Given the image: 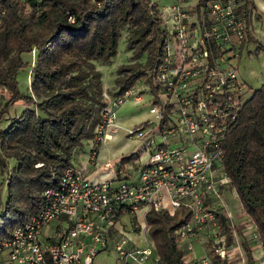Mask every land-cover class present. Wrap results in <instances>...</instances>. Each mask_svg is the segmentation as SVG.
<instances>
[{
    "label": "built area",
    "instance_id": "built-area-1",
    "mask_svg": "<svg viewBox=\"0 0 264 264\" xmlns=\"http://www.w3.org/2000/svg\"><path fill=\"white\" fill-rule=\"evenodd\" d=\"M240 5V0H208L198 10L178 4L157 8L163 51L146 86L149 116L125 130L138 142L137 179H120L126 167L105 162L101 170L113 179L91 181L70 161L57 183L43 189L37 212L0 239V264H98L97 255L108 250L115 253L116 264H158L146 237L150 209L170 215L187 210L190 216L178 228V241L191 250V240L208 225L211 251L226 258L216 214L225 207L222 190L231 186L222 144L246 100L236 72L248 34ZM102 99L93 144L108 127L116 131L119 106L142 100L133 87L120 95L103 93ZM122 216L129 218L134 239L122 226ZM52 220H57L53 231L43 235ZM138 236L144 246L138 245ZM189 263L213 264V259L203 254Z\"/></svg>",
    "mask_w": 264,
    "mask_h": 264
},
{
    "label": "trees",
    "instance_id": "trees-1",
    "mask_svg": "<svg viewBox=\"0 0 264 264\" xmlns=\"http://www.w3.org/2000/svg\"><path fill=\"white\" fill-rule=\"evenodd\" d=\"M206 1L196 0L194 10ZM249 4H243L246 27ZM0 10V87L11 94L0 109V122L10 103L21 100L28 105L0 128V174L7 173L2 179L6 197L0 213L1 239L37 212L43 189L57 183L82 139L93 137L103 106L95 63H108L115 56L122 28H132L128 49H138L137 54L147 50L148 71H139L138 64L120 66L117 95L145 75L150 79V70L161 60L163 31L157 4L151 0H0ZM31 53L30 93H23L17 74L27 66L24 55ZM222 149L224 171L264 247V80L240 107ZM177 213L150 209L145 214L158 264H185L177 231L190 213L181 209L182 219ZM216 215L219 232L229 243L226 217ZM244 249L247 263L253 264L249 248ZM216 259V264H228Z\"/></svg>",
    "mask_w": 264,
    "mask_h": 264
},
{
    "label": "rangeland",
    "instance_id": "rangeland-1",
    "mask_svg": "<svg viewBox=\"0 0 264 264\" xmlns=\"http://www.w3.org/2000/svg\"><path fill=\"white\" fill-rule=\"evenodd\" d=\"M152 2H155L157 4V8L162 6H167L170 4H178L182 7H185L188 10H194L193 6L196 3V0H151ZM258 7H261L262 4L264 5V0H255ZM260 2L262 4H260ZM97 6L99 5L98 2ZM251 3L255 5L252 1ZM28 10L27 8H25ZM264 12V11H263ZM250 13V12H249ZM253 16V15H252ZM250 18V16H249ZM260 16H254L253 19L250 20L251 28L249 29V39L243 42L240 48V55L238 58V67H237V76L238 79L241 80L244 84V94L243 98L247 99L253 91L258 88L261 83L264 80V72H263V66H264V44L261 43L260 35L258 32L261 30H264V13H263V21L259 19ZM132 34V28L124 26L121 30V36L117 42V51L115 56L112 58L110 63L108 64H100L95 63L96 70H98L101 73L102 79V89L104 88L108 94H111L113 90L117 87V84L115 83V78L117 77V70L120 66L125 65H135L138 64L139 71H145L148 69V67H145L144 63L147 56V50L142 51V53H138V49H128L127 47V39ZM261 43V44H260ZM32 55L33 53L29 55H24V60H26L27 66L23 69H20L17 74V81H18V87L19 90L23 93H30L29 89V77L30 70H31V63H32ZM148 71V70H147ZM146 86L150 87V79L147 75L144 77H141L133 86V88L141 94L142 100L139 102H135L134 100H128L125 102L121 107L119 108L117 112V120L119 123V131H118V141L115 143V145H123L124 148L122 149V153H125L126 151H129L134 146H132V142H136V140L133 137H128L126 133H124V125H121V121H124L126 123H133L130 125V127H134L138 125L142 121L134 122L137 119V116H143L147 113L149 106H150V93L146 91L148 89ZM143 90V91H142ZM10 92L7 89H4L0 87V109L4 106L5 102H8L10 99ZM17 102V103H16ZM10 103L6 110L7 112L4 113L3 117V123L7 122L11 119V117L15 116L16 113L19 110L20 104L23 106V101H16ZM25 103V102H24ZM28 106V105H27ZM136 117V118H132ZM99 119V117H98ZM2 123V124H3ZM122 127V129H121ZM110 132V131H109ZM112 133V132H111ZM115 135V132L112 133ZM97 144L99 141H95ZM96 143L93 146V148L96 147ZM84 144H89V142H84ZM130 155V154H129ZM128 156V155H127ZM11 164V163H9ZM3 177H2V176ZM7 173L1 172L0 174V213L3 210L5 197H6V189H5V183L3 180L6 178ZM136 177V176H135ZM3 179V180H2ZM134 177H130L127 179V181H132ZM116 183V182H114ZM225 198L230 200L231 205L237 210L242 212L240 216L236 215V218L238 221H235L230 226V234H231V243H227V240L225 239L226 248L228 252L231 255H234L233 262L234 264H245V257H244V250L242 248V241L247 240V242H252L253 240L257 239V233L255 230V227L252 225L251 220L249 217L245 216L243 211L241 210V204L238 200L237 193L235 189L233 188L232 184L228 188V192L225 194ZM222 211H219V214ZM227 214V212L225 213ZM237 214V212H236ZM223 215V214H222ZM178 219L183 218V214H181V209L178 210L177 213ZM63 217H61L62 219ZM242 218V219H241ZM138 220L141 222L143 220L142 217L138 216ZM229 220V218H228ZM57 220L50 221L46 226L42 229V234L46 235L47 233H51L57 224ZM120 222L122 226L125 228V230L129 233L128 236L131 239H134V231L131 229V223L129 222V218L127 216H122L120 219ZM200 235L203 237L204 242L198 243L197 240L193 241V244L191 242V250H189L186 247V244L183 243V241H178V246L183 250V252L190 253L193 250L194 260L195 258H199L203 254L210 255V257L213 259V264H216L217 257L214 255L213 251H211L212 242L209 238V226H203L201 228ZM147 239L150 243V236L147 234ZM138 245L144 246V239L142 236H138ZM243 255V256H242ZM192 256V255H191ZM95 262L98 264H116L115 262V253L112 250L108 251H101L97 257L95 258Z\"/></svg>",
    "mask_w": 264,
    "mask_h": 264
},
{
    "label": "crops",
    "instance_id": "crops-1",
    "mask_svg": "<svg viewBox=\"0 0 264 264\" xmlns=\"http://www.w3.org/2000/svg\"><path fill=\"white\" fill-rule=\"evenodd\" d=\"M251 1L255 5H253L251 3ZM244 2H245V0H240V4H241L240 9H242V11H243ZM249 2H250V4H249L248 8H249V12H250L249 13L250 20L253 19L254 16L259 15L260 16L259 19L262 22L263 21L262 17H263V13H264L263 12L264 11V5L260 2V4H262V6L258 7L255 0H249ZM249 24H250V22H249ZM250 28H251V25H248V31ZM258 33L260 35V38H258V39L261 40V43L264 44V30L263 31L261 30ZM112 58L110 59V61L112 60ZM108 63H110V62H108ZM108 63H103V64H108ZM101 79H102V76H101ZM118 89L119 88L117 86L115 88V90L112 91L111 94H108L106 92V90L103 88L101 94L106 93L109 96H115V95H117ZM145 92H147V89ZM18 101H20V100H18ZM101 101H102V104L104 105V101L102 98H101ZM22 103H23V106H22V104H20L19 110L15 116H17L21 112L22 109H24L25 107H28L26 103H24V102H22ZM120 107L121 106H119L114 112V121H115V124L117 126H119V123H118V120L116 117H117V112H118ZM15 116H13V117H15ZM148 116H149V113L147 111V113L144 114L143 116H137L138 120H136L134 122L144 121L148 118ZM13 117H11V118H13ZM132 118H136V117H132ZM9 121L10 120H8L7 122H4V123H3V121H1L0 122V128H5ZM120 123H121V125H124V128H123L124 133H126L125 130L130 128V125L133 124V123H126L124 121H121ZM109 128L110 127H108L105 131V133H106L105 137L109 136V138L106 139L105 137H102V139L98 142V144H96L95 148H93L94 144L92 143V138H93L92 137V138L82 139L81 143L77 147H75L72 151L71 162L73 164H75L77 167L83 168L85 176L91 181H101V180H104L106 178L107 179L110 178L111 176L109 174H105L101 170L104 163L105 162L120 163L121 158L126 157L127 155L135 152L138 149V142L134 141V142H132V144H133L132 146H134V147L132 149H130L129 151L122 153V149L124 148V146L123 145H115V143L118 141V134L117 133L119 131V127L116 128L115 135H113L111 133ZM121 129H122V127H121ZM84 142H87V143L89 142V144H84ZM135 160H136V158L130 162L123 164L126 167V173L123 176H120V179L127 181L128 178L134 177V179L131 182H133L137 179V172L135 171V167H134L135 166ZM94 162H96V164H94ZM227 192H228V189L222 190L221 193H222V196L224 199L225 207L223 209L218 208L217 212L222 211L221 213L226 217L227 224L229 226V231H231L230 225L232 223H234L235 221H238L239 218L237 219L236 215L240 216V214L242 212L237 211L233 207V205H231L232 203H230V200L225 198V194ZM241 210H242V208H241ZM226 212H227V214H225ZM236 212H237V214H236ZM243 213L245 214L244 211H243ZM245 216H247V215L245 214ZM228 218H229V220H228ZM206 226H208V225H206ZM218 226H219V224H218ZM200 232H201V229L198 231L197 238L191 240L192 244H193V241H195V240H197L198 243H200V244L204 242L203 237L200 235ZM230 240H231V235H230ZM229 243H231V242L229 241ZM241 245H242V248L244 250L243 251L244 254H245L244 246H247L249 248V250L251 252L253 264H264V247L259 242L258 237L256 240H253L252 242H249V241L247 242V240H243ZM194 254L195 253H193V250L190 253H188V251L184 253V258H186L185 264H190L189 262L195 257ZM244 257H245V264H248L247 260H246V255H244ZM233 258H234V255H231L227 250V256H226V258H224L222 260L224 262H227L228 264H234Z\"/></svg>",
    "mask_w": 264,
    "mask_h": 264
},
{
    "label": "bare ground",
    "instance_id": "bare-ground-1",
    "mask_svg": "<svg viewBox=\"0 0 264 264\" xmlns=\"http://www.w3.org/2000/svg\"><path fill=\"white\" fill-rule=\"evenodd\" d=\"M106 139L109 138V136L105 137Z\"/></svg>",
    "mask_w": 264,
    "mask_h": 264
}]
</instances>
